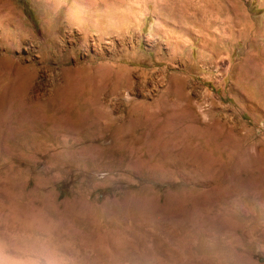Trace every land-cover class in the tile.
Returning <instances> with one entry per match:
<instances>
[{
  "label": "rangeland",
  "instance_id": "rangeland-1",
  "mask_svg": "<svg viewBox=\"0 0 264 264\" xmlns=\"http://www.w3.org/2000/svg\"><path fill=\"white\" fill-rule=\"evenodd\" d=\"M131 61L110 95L105 68ZM14 87L30 103L0 139L5 264H264V0H0Z\"/></svg>",
  "mask_w": 264,
  "mask_h": 264
},
{
  "label": "bare ground",
  "instance_id": "bare-ground-1",
  "mask_svg": "<svg viewBox=\"0 0 264 264\" xmlns=\"http://www.w3.org/2000/svg\"><path fill=\"white\" fill-rule=\"evenodd\" d=\"M87 35H88L87 32H85V37ZM99 36H101V35H99ZM91 62H93V61H91ZM132 63L133 62L131 61L129 64L124 65V66H121L122 64H119V63H117V64L114 63L110 67L105 68V74H104V76H102L101 79L104 81L110 82V85H111L110 95L117 96L120 90L131 89L132 83L130 82V78H129V72L130 71H128L127 67ZM93 66H92V64H90L89 67L85 68L86 70L84 69V71H86V73L88 71H93ZM89 74H90V72H89ZM89 74H87L88 76L86 77L87 81L89 83H94V80L96 78L94 72L91 75H89ZM14 88L15 89L11 90L10 92H1L0 93V139L1 140L4 136V134L8 131L7 128L15 127V126L17 127L22 122H26L28 120V117L25 115L24 112H22V109L25 110L28 108V107H26V103L27 102L30 103L29 102L30 99L27 98V96H26L27 94L25 93L24 88H22V87H14ZM95 90H94L95 92L93 91V92H91V94H89V101H90L89 105H90V107L87 108V110L88 111L91 110L94 117L102 118V119H105V121H106V118H107L106 115L107 114L105 115L104 114L105 112H103V110H100L101 107L99 106L100 101H101L100 95L102 94L103 90L102 89H95ZM131 106L132 105L130 103L127 105V109L129 111L133 109V108H131ZM41 108L44 109L45 107L42 106ZM45 109H49L51 112H55V111L58 112L59 111V110L55 109L53 106H49L48 104H47ZM57 112H56V114H58ZM57 117H59V116H57ZM83 118H85V117L83 116V114H80V112H79L77 114L76 119L79 121H82ZM49 119H51V118H48V120ZM116 119H117V117H116ZM46 120H47V118H46ZM15 129H13V130L16 131ZM117 131L122 132L123 129L119 128V129H117ZM15 133L18 134L17 132H15ZM13 136L14 135H12L11 138L14 142V145L16 146V143L18 142V140H20V138L17 135H15L14 137Z\"/></svg>",
  "mask_w": 264,
  "mask_h": 264
},
{
  "label": "clouds",
  "instance_id": "clouds-1",
  "mask_svg": "<svg viewBox=\"0 0 264 264\" xmlns=\"http://www.w3.org/2000/svg\"><path fill=\"white\" fill-rule=\"evenodd\" d=\"M25 227L28 229H33L34 231L41 233L42 236L50 238L52 232L55 230L57 225L54 222L45 221L42 218L41 219L33 218L26 222ZM13 239H16V237H13ZM4 248H5V244L2 240H0V255L3 254ZM0 264H5V261L3 259H0ZM9 264H33V262L24 261V260H15L9 258Z\"/></svg>",
  "mask_w": 264,
  "mask_h": 264
}]
</instances>
